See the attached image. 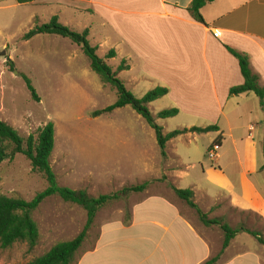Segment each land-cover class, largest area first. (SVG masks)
Masks as SVG:
<instances>
[{
	"label": "rangeland",
	"instance_id": "rangeland-1",
	"mask_svg": "<svg viewBox=\"0 0 264 264\" xmlns=\"http://www.w3.org/2000/svg\"><path fill=\"white\" fill-rule=\"evenodd\" d=\"M77 4L62 1L58 5H20L15 0H0V121L14 128L24 140L29 136L36 138L38 131L48 122L54 125L55 142L50 163L60 187L84 190L98 197L149 182V194L161 195L170 200L194 229L211 243L218 239V245L213 246L214 255H217L222 242L219 227L203 226L195 210L169 189L163 172L165 167L174 168L178 164L172 158L165 161L154 132L146 122L129 106L111 114L93 117L95 111L112 105L117 95L113 88L103 86L98 76L91 71L89 60L81 48L69 39L56 35L23 40L24 34L30 29L47 24L57 15L58 22L71 31L82 33L85 28L91 29L88 43L96 48L97 56L104 59L114 43L103 40L107 33L89 14L73 15L66 7ZM9 61L12 64L10 66L7 64ZM105 62L137 98L158 87L152 80L135 83L136 88L131 86L129 80L139 75V66L135 63L129 72V64L119 57L105 59ZM121 65L125 68L118 71ZM23 77L30 80L39 101L31 98ZM168 103L167 99H161L147 106L164 135L179 130L187 118L186 115H180L159 119V112L172 109ZM193 122L196 126L201 124L200 121ZM208 138L197 133L190 139V144L184 140L185 149L182 152L185 161L210 164L212 161L208 157V150L211 146ZM175 143H167L166 157L179 144ZM200 163L195 166L196 169H200ZM161 167L163 170L160 175ZM173 183L179 184L178 188L182 190H188L182 182ZM45 188V181L39 174L32 172L29 161L23 155H15L0 163L1 195L29 202ZM145 196L142 193L133 194L102 208L88 231L80 253L92 248L103 224L130 218L133 205ZM194 203L210 220L219 219L233 229L244 227L264 233V225L260 224L257 215L239 211L226 200L208 206H204L202 201ZM32 218L39 232L36 247L31 252L22 243H16L9 249L0 248V264H26L39 258L54 245L75 238L86 222L85 212L81 208L64 203L56 196L45 199L32 213ZM134 242L130 263L144 264L141 258L135 257L139 253L140 243L137 240ZM237 245L252 250L257 244L252 236L240 233L235 237L229 255ZM232 262L239 264L241 260Z\"/></svg>",
	"mask_w": 264,
	"mask_h": 264
},
{
	"label": "crops",
	"instance_id": "crops-1",
	"mask_svg": "<svg viewBox=\"0 0 264 264\" xmlns=\"http://www.w3.org/2000/svg\"><path fill=\"white\" fill-rule=\"evenodd\" d=\"M62 1L78 3L66 7L73 15L87 13L100 24L107 33L103 40L114 43L113 58L128 63L129 72L134 63L139 66V75L129 80L133 88L140 81H154L168 90L161 99L178 110L177 116H187L179 130L188 132L167 142L179 143L165 159H174L178 166L165 167V181L177 189L179 184L173 181L184 183L194 201L204 206L226 200L239 211L257 215L264 225V108L253 93L229 96L243 78L238 61L227 50L248 57L250 70L263 87L264 0H214L200 11L205 25L186 11L192 0H34L31 4ZM85 29L89 36L91 29ZM210 126L218 131L198 134L209 137V146L220 139L215 160L185 161L183 142L190 144L197 134L191 129ZM142 194L146 196L131 209L130 225L103 224L91 249L80 253L82 244L76 264H129L134 240L140 243L135 257L144 264H203L216 256L213 246L218 239L212 244L201 236L164 196L149 194L148 189ZM234 240L217 264H235V259L241 260L239 264H264V246L256 239L252 250L237 245L229 255Z\"/></svg>",
	"mask_w": 264,
	"mask_h": 264
},
{
	"label": "trees",
	"instance_id": "trees-1",
	"mask_svg": "<svg viewBox=\"0 0 264 264\" xmlns=\"http://www.w3.org/2000/svg\"><path fill=\"white\" fill-rule=\"evenodd\" d=\"M18 4H31L34 0H15ZM214 0H192L186 9L190 17L197 23L205 25L201 15V9ZM38 35H56L69 39L72 43L78 45L86 58L89 60V67L95 73L103 86H108L116 91V101L101 111H95L92 115L94 118L102 114H111L117 109L131 107V109L140 116L146 124L153 130L157 145L161 150V155L166 158V143L176 137L187 133V129L175 130L166 135L163 130L155 123V120L149 112L147 106L157 100H160L168 94L166 88L157 87L147 92L143 97L137 98L130 92L124 83L117 78L115 72L107 65L105 59H111L115 56L114 51L100 58L96 54V48L89 45L87 37L88 31L82 33L71 31L69 28L61 25L56 17L49 20L47 24L35 26L24 34L23 40L29 41ZM228 52L238 61L243 84L233 87L229 90V96H238L240 94L253 93L258 99L261 108H264V86L258 85V77L253 74L249 67V59L246 55L240 54L230 48ZM8 66L12 65L9 61ZM119 66L118 71L124 69ZM26 82L31 98L39 101L35 89L26 77ZM178 115L175 108L166 109L158 113L159 119H170ZM191 131L196 133H208L218 131L216 126H210L204 129L192 128ZM54 125L48 122L41 128L36 138L29 136L24 140L19 133L0 121V163L12 159L15 155H23L30 163L32 172L39 174L46 183V188L38 193L31 201L26 202L22 199L11 198L0 194V248L9 249L16 243L26 244L27 250L31 252L37 245L39 232L32 213L47 198L56 196L64 203H70L81 208L86 215V222L81 232L72 240L61 242L54 245L45 255L35 258L26 264H76L78 251L84 243L88 231L91 228L97 213L105 206L127 198L133 194L143 193L149 186V182H143L138 185L124 187L120 191L112 194L100 195L93 197L84 190H71L60 187L57 184L56 176L51 168L50 157L54 150ZM215 145H220V139H216ZM264 170V164L262 166ZM169 189L181 201L195 210L200 222L205 227L217 226L222 234L221 251L214 257L206 260L203 264H217L222 252L229 246L230 242L240 233H246L257 240L264 246V236L256 231L248 230L244 227L238 229L231 228L227 223L219 219H208L198 206L194 203V195L191 190H182L175 188L168 183ZM124 226H129L131 216L126 221H121Z\"/></svg>",
	"mask_w": 264,
	"mask_h": 264
},
{
	"label": "built area",
	"instance_id": "built-area-1",
	"mask_svg": "<svg viewBox=\"0 0 264 264\" xmlns=\"http://www.w3.org/2000/svg\"><path fill=\"white\" fill-rule=\"evenodd\" d=\"M218 146L213 144L208 150V157L211 160H214L217 156Z\"/></svg>",
	"mask_w": 264,
	"mask_h": 264
}]
</instances>
